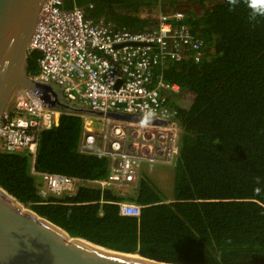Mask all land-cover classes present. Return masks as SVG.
I'll return each mask as SVG.
<instances>
[{"label": "trees", "instance_id": "trees-1", "mask_svg": "<svg viewBox=\"0 0 264 264\" xmlns=\"http://www.w3.org/2000/svg\"><path fill=\"white\" fill-rule=\"evenodd\" d=\"M199 13L184 22L202 40L205 59L169 62L163 79L181 127L173 192L167 198L140 176L131 199L139 216H124L111 193L80 188L72 197L39 203L25 154L0 151V186L39 216L108 249L177 264H264V0H185ZM158 0H75L84 18L113 30L153 27ZM174 3H171L172 6ZM72 6L70 1L65 7ZM41 52L28 54L29 75ZM208 57V58H206ZM157 71V70H156ZM87 125L97 121L87 118ZM83 119L60 113L40 134L35 168L100 179L107 158L80 152Z\"/></svg>", "mask_w": 264, "mask_h": 264}, {"label": "built area", "instance_id": "built-area-1", "mask_svg": "<svg viewBox=\"0 0 264 264\" xmlns=\"http://www.w3.org/2000/svg\"><path fill=\"white\" fill-rule=\"evenodd\" d=\"M66 1L72 6L66 8ZM153 12V27L132 32L92 23L75 0L42 3L28 45V54L41 52L38 71L31 75L34 79L57 87L72 105L164 123L70 113L83 119L79 151L107 158L108 174L87 179L40 171L35 158L42 129L67 112L47 108L38 90L17 88L0 118V151L28 157L39 203H53L74 196L80 188H93L101 195L111 191L122 198L105 201L100 197L99 203L117 205L120 215L139 216L142 205L131 196L136 193L142 164L176 165L181 127L167 99L178 86L163 79L162 69L185 59L200 63L206 52L202 40L184 22L185 0H158ZM87 118L95 119L97 125H87Z\"/></svg>", "mask_w": 264, "mask_h": 264}, {"label": "water", "instance_id": "water-1", "mask_svg": "<svg viewBox=\"0 0 264 264\" xmlns=\"http://www.w3.org/2000/svg\"><path fill=\"white\" fill-rule=\"evenodd\" d=\"M44 0H0V118L17 88L38 90L43 104L67 113L149 124L163 121L102 112L66 102L59 89L34 79L27 70L28 45ZM0 264H177L139 253L105 248L73 237L21 204L0 186Z\"/></svg>", "mask_w": 264, "mask_h": 264}, {"label": "rangeland", "instance_id": "rangeland-1", "mask_svg": "<svg viewBox=\"0 0 264 264\" xmlns=\"http://www.w3.org/2000/svg\"><path fill=\"white\" fill-rule=\"evenodd\" d=\"M197 11V10H196ZM173 167L155 163H144L140 168L142 176L149 177L168 199L173 192Z\"/></svg>", "mask_w": 264, "mask_h": 264}, {"label": "clouds", "instance_id": "clouds-1", "mask_svg": "<svg viewBox=\"0 0 264 264\" xmlns=\"http://www.w3.org/2000/svg\"><path fill=\"white\" fill-rule=\"evenodd\" d=\"M258 16H264V8L262 7H253L250 9V17L255 18Z\"/></svg>", "mask_w": 264, "mask_h": 264}, {"label": "crops", "instance_id": "crops-1", "mask_svg": "<svg viewBox=\"0 0 264 264\" xmlns=\"http://www.w3.org/2000/svg\"><path fill=\"white\" fill-rule=\"evenodd\" d=\"M185 4H186V11L193 10L198 13L200 12L199 11L200 7L198 5H195L194 3H187V2H185Z\"/></svg>", "mask_w": 264, "mask_h": 264}]
</instances>
